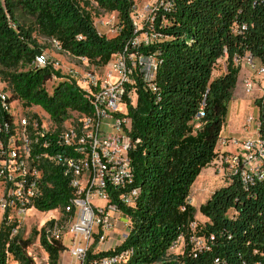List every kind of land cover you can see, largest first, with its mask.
Here are the masks:
<instances>
[{
  "label": "trees",
  "instance_id": "obj_1",
  "mask_svg": "<svg viewBox=\"0 0 264 264\" xmlns=\"http://www.w3.org/2000/svg\"><path fill=\"white\" fill-rule=\"evenodd\" d=\"M138 1L0 0V77L10 105L39 107L54 123V132L40 136L49 143V154L66 153L58 143L66 122L74 114L91 115L93 105L71 80L48 91L53 71L34 65L42 49L33 33L56 40L75 58L104 67L137 35L132 14ZM161 2L169 8H159L151 25L163 37L143 50L157 57L156 91L140 87L136 105L129 107L128 134L138 140L129 156L140 192L134 207L120 205L129 219V233L115 251L132 248L128 264H264V178L245 185L233 176L200 206L204 221L196 220L190 202L196 178L220 155L216 148L240 71L235 59L251 55L264 65V0H157ZM17 9L34 18L33 27L17 21ZM93 9L115 14L118 32L112 36L99 32ZM221 61L222 70L214 77ZM255 103L258 136L264 142V108L259 98ZM202 106L204 117L196 122ZM11 114L0 106V120L12 123ZM40 190L33 209H60L68 220L64 208L72 188L61 167L44 165ZM53 223H47L49 228ZM36 234L50 264H58L68 239L49 243L44 228ZM192 234L207 249L192 253L187 243ZM181 236L186 247L175 253L171 248ZM28 246V240L11 238L9 226L1 224L0 264H7L10 257L18 264H34Z\"/></svg>",
  "mask_w": 264,
  "mask_h": 264
},
{
  "label": "built area",
  "instance_id": "obj_2",
  "mask_svg": "<svg viewBox=\"0 0 264 264\" xmlns=\"http://www.w3.org/2000/svg\"><path fill=\"white\" fill-rule=\"evenodd\" d=\"M162 7L168 10L169 5L162 2L158 4L155 0L139 13L136 4L132 20L137 35L100 72H87L81 78V83L78 82L89 96L93 112L64 126L58 143L66 148V153L49 154V143L40 139V136L54 132L55 125L46 129L32 115L15 120L12 105L8 102V93L0 91V106L4 110H11L13 118L12 123L0 120V212H3L2 223L10 228L11 238L18 236L28 211L33 209L34 201L41 195L40 178L44 165L58 166L72 188V196L64 208L69 227L64 252L73 259L74 264L129 263L133 249L116 252L117 246H107L109 239L106 233L113 227L112 219L119 215L126 219L125 225L129 229V219L120 205L134 207L140 192L129 156L134 143L138 142H134L128 134L131 129L129 107L136 105L140 87L156 91L154 80L158 69L157 57L143 50L163 37L151 25L155 13ZM109 16L103 24L111 26L114 35L118 32L115 27L117 17L115 14ZM50 40L54 47L61 49L56 40ZM78 59L87 62L84 58ZM235 61L238 66L244 61L254 73L264 76V65L251 55ZM34 65L50 66L48 57L41 52L36 56ZM255 87L256 81L252 78L244 79L247 93H251ZM262 92L263 96L258 98L264 108V83ZM203 117L202 106L194 120L197 122ZM255 121L249 117L245 128L248 129ZM104 127L113 131L112 134H106ZM218 142L231 149L237 147L236 152H220L213 165L224 183L233 176L245 185L264 178V142L258 132L255 138L242 141L220 138ZM94 199L103 204H95ZM58 222L54 219L53 226L45 231L49 243L64 238L56 233ZM196 225H191L192 231ZM53 229L55 232L51 233ZM187 243L192 253L207 249L204 241L194 234ZM184 246L185 239L181 236L171 250L182 253ZM106 251L113 253L102 255Z\"/></svg>",
  "mask_w": 264,
  "mask_h": 264
},
{
  "label": "rangeland",
  "instance_id": "obj_3",
  "mask_svg": "<svg viewBox=\"0 0 264 264\" xmlns=\"http://www.w3.org/2000/svg\"><path fill=\"white\" fill-rule=\"evenodd\" d=\"M155 0H139L137 3V12L141 13L145 6L151 5L154 3ZM92 6L95 8V4L93 3ZM93 12L95 13L94 17V23L97 27L98 31L106 34L107 36H112V28L109 25H104L103 21L108 20L110 18V14L106 13L102 10L93 9ZM16 17L17 21L23 25L24 27H33L35 24V20L32 16H29L21 11V9L16 10ZM33 36L35 37L37 43L41 46L42 52L48 57V63L53 71V76L50 79V81L47 82L46 88L48 91L51 92L54 85H56L58 82L63 80H71L78 84L81 78L85 75V73L90 71H96L100 72L102 67H95L81 59L75 58L68 54L67 52L63 51L62 49H58L53 46L51 40L47 37L41 36L40 34L34 32ZM223 67V62H219L216 66V71L214 72V77L220 73ZM243 70V69H242ZM251 71V70H250ZM252 72V71H251ZM253 73V72H252ZM250 72L243 71L238 74L237 84L236 87L239 89L242 93L241 96L250 99L249 102L244 103L243 107L238 109L237 102H231L230 106L228 108V114L226 117V121L223 127L224 133H228L230 135L223 137V138H232L234 140L242 141L246 138H255L257 135L253 132V134H250L249 136H243L242 130H245V124L246 120L249 117H252L256 121L254 124L257 123V116H258V106H255L254 101L257 97H262L263 92H257L254 88L251 93H247L244 88V78H252L254 77L255 73L252 74ZM253 75V76H252ZM262 76V75H261ZM264 78V76H262ZM264 83V79H263ZM235 87V89H236ZM234 89V90H235ZM0 91H7L6 83L1 80L0 77ZM234 95V94H233ZM12 111L14 112V118L15 120H19L22 117H25L26 115H37L38 119L41 121V123L44 125L46 129H50L52 126H54V123L50 120L49 116L39 107H31L27 108L24 107L23 104L20 102H15L12 104ZM77 119V115L74 114L73 119L66 122V127L69 126V123H71L73 120ZM253 124V123H252ZM103 131H105L106 134H112L113 131L110 129L104 127ZM220 147L221 144L218 142L217 147ZM222 149V148H221ZM237 147L234 149H231L230 152H236ZM212 167V166H210ZM202 184L196 183L191 186L190 189V202L193 204V206H196L195 211V218L196 220L200 221L202 219V214L199 210L200 206L202 204H205L208 201V197H205L203 201L199 202L197 205L195 203V196L194 194L201 195ZM2 194V188L0 186V197ZM94 203L97 205H102L103 202L94 199ZM2 216L3 212H0V224L2 223ZM57 219L59 222L57 226V234L60 237H64V241L68 239V223L63 219V214L60 209H56L51 212H40L36 209H30L25 217L24 224L22 228L20 229L18 236L23 241H29V246L27 247L28 255L32 258L34 264H50L48 254L44 250L43 246L40 242V236L39 234L42 228L47 231L49 229V226L47 223L51 220ZM125 218L122 215H119L116 219H112L111 225L113 226L111 231L107 232L106 235H108V241L107 246L108 247H115L120 244H122L126 237L128 236L129 229L125 225ZM51 233H54L55 230L53 229L50 231ZM7 264H18L12 257L9 258V261ZM58 264H74L73 259L66 253L63 252L59 256Z\"/></svg>",
  "mask_w": 264,
  "mask_h": 264
},
{
  "label": "crops",
  "instance_id": "obj_4",
  "mask_svg": "<svg viewBox=\"0 0 264 264\" xmlns=\"http://www.w3.org/2000/svg\"><path fill=\"white\" fill-rule=\"evenodd\" d=\"M239 67H240L239 74H240L241 71H243V73L245 72V74H246V72H250V73L253 72L251 70V68L244 61H242L239 64ZM252 74H254V72ZM252 79L254 81H256V87H255L256 91L257 92H261L262 91V87H263V79L264 78L262 76L257 75L255 73V75H254V77H252ZM240 93H242V92L240 91ZM240 93H239L238 87H236V89L234 90L233 98L231 100V102H237L238 109L243 107L244 103H246V105H247V103L250 100L248 98H245V97L241 96ZM230 103H229V106H230ZM254 103H255V101H254ZM255 106H258V105L255 103ZM258 117H259V107H258L257 119H258ZM253 132L255 133V135H257V132H258L257 131V124L255 125L254 123L248 129L245 128V130H242L243 136H249L250 134H253ZM228 135H230V134L224 133V131L222 129V133H221V137L220 138L226 137ZM216 149L219 152H230L231 147H228V146L224 147L223 145H221L220 147L218 146ZM196 183L202 184V189L200 190L201 191V195L199 196V194H197V193L194 194V196L196 197L195 198V203L197 205L199 204V202L203 201V199L205 197H208V199H209L211 197V195L214 193L215 190H217L218 188L222 187L225 184L224 181H223V178L221 177V174L218 173L217 170L213 168V166L212 167L208 166V167L202 169L201 173L198 175V177L196 178V180L193 183V185L196 184ZM194 207L196 208V206H194ZM204 220H205V218L202 215L201 221H204Z\"/></svg>",
  "mask_w": 264,
  "mask_h": 264
}]
</instances>
